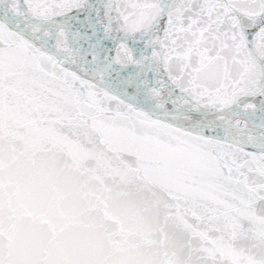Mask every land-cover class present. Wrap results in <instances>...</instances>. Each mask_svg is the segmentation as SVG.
<instances>
[{"label": "snow or ice", "instance_id": "6c2138e0", "mask_svg": "<svg viewBox=\"0 0 264 264\" xmlns=\"http://www.w3.org/2000/svg\"><path fill=\"white\" fill-rule=\"evenodd\" d=\"M0 264H264V0H0Z\"/></svg>", "mask_w": 264, "mask_h": 264}]
</instances>
